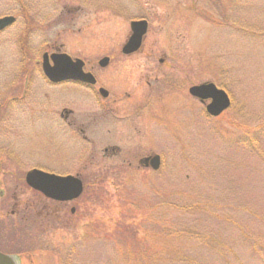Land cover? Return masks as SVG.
I'll list each match as a JSON object with an SVG mask.
<instances>
[{"label":"rangeland","instance_id":"rangeland-1","mask_svg":"<svg viewBox=\"0 0 264 264\" xmlns=\"http://www.w3.org/2000/svg\"><path fill=\"white\" fill-rule=\"evenodd\" d=\"M8 15L0 95L28 69L36 107L0 124V150L15 144L18 156L0 180L18 182L21 210L4 211L1 251L20 264H264V0H0ZM140 19L143 48L126 57ZM55 50L82 59L96 86L43 87L42 56ZM145 64L163 77L149 85ZM205 82L230 95L218 117L189 94ZM63 107L77 129L53 113ZM132 150L159 154L161 167L140 168ZM34 168L77 173L82 195L50 205L25 182Z\"/></svg>","mask_w":264,"mask_h":264},{"label":"water","instance_id":"water-1","mask_svg":"<svg viewBox=\"0 0 264 264\" xmlns=\"http://www.w3.org/2000/svg\"><path fill=\"white\" fill-rule=\"evenodd\" d=\"M15 22V17L5 16L0 18V31ZM133 34L124 46L125 53H132L139 49L142 45L144 35L147 32L148 23L146 20L134 21L131 23ZM52 60V63L50 60ZM109 58L105 57L100 60L102 67L107 66ZM43 71L51 81L73 80L81 81L88 84H96V78L93 74L84 71V61L81 59H73L67 53L43 55ZM190 94L206 104V111L211 116H219L231 105V99L228 93L218 88L213 82H206L194 85L189 89ZM103 97L108 95V91L104 88L100 89ZM150 161L154 170H158L161 166V157L155 155L145 159ZM27 184L33 189L41 192L46 197L57 201H71L78 198L84 189L83 182L74 176H59L48 173L39 169H32L26 175ZM0 264H20L19 259L14 255L5 254L0 251Z\"/></svg>","mask_w":264,"mask_h":264},{"label":"flooded vegetation","instance_id":"flooded-vegetation-1","mask_svg":"<svg viewBox=\"0 0 264 264\" xmlns=\"http://www.w3.org/2000/svg\"><path fill=\"white\" fill-rule=\"evenodd\" d=\"M141 20H145V19H140V20H136V21H141ZM131 23H132V21H131ZM131 23H130V28H131ZM147 23H148V21H147ZM148 28H149V24H148ZM148 28H147V31H148ZM131 32H132V29H131ZM145 35H144V38H145ZM143 42H144V39H143ZM143 42H142L141 47L132 53H125L124 52V45H123L121 48V53L126 57L134 56L135 54H137L138 52H140L142 50ZM45 53H47L50 57L52 54L60 53V52L55 50L52 52H45ZM107 57H109V63H108V65H109L111 60L113 59V56L110 55ZM49 60L52 63L51 59H49ZM147 65L149 66V70H150V73H148L146 75V77L149 79V81L147 79V83L149 85H151L152 84V82H151L152 78L154 79V81L158 82V80H160V78L163 77V74L160 72L154 73L155 69L152 68L153 64H145L143 66L146 67ZM164 65H165V63L163 62V59H161L160 66L162 67ZM86 66H87V64L85 63V66H84L85 71L93 73L92 71L87 70ZM41 70H42V73L44 76V79H42V84H44L43 87H45L49 90L52 88L57 89V88L64 87L68 83L79 85L80 87L86 88L88 90H90V89H92V87L96 86V85H90V84L82 83L79 81H68V80L51 81L50 79H48L45 76L42 64H41ZM23 71H26V73L23 72L26 77H24V79H21V78L17 79L16 81H13L11 84L6 85L8 94H3V92H2V94L0 95V124L4 123L5 117H8L6 115V113H8L10 110H14L15 108H17L18 111L20 108H22L21 112H25V114L27 113L26 115L28 118H29V115L31 116L35 112V107H36V105H35V100H36L35 90H34V88H32L33 85L30 84L31 81L28 78L29 77L28 69H24ZM155 71L157 72L158 69H156ZM101 88H104V87H99L97 92H96L99 96H101V93H100ZM11 92H14V94H10ZM109 93L110 92L108 91V95L106 97L101 96V98L106 100L110 96ZM47 113L49 115L51 113V111H48ZM53 113L54 114L58 113L64 122H68V120L70 119V124H72L75 128L77 127L76 124L73 122L74 118H75L74 110L68 109L67 107H63V108H60V110L58 112L54 111ZM16 115H18V114H16ZM26 122L29 123L30 121H26ZM65 124H67V123H65ZM4 128H6V127H4ZM136 130L138 133H140V129L138 127H136ZM14 145L15 144L11 145V147H9V146L5 147V151L0 150V166L3 163H6L7 161H9V159L15 160L16 158H18L17 155H15V156H14V154L9 155V153H8V151H10V150L13 151ZM136 151H139V150H136ZM105 152H109L110 157H116L119 155V153H121V149L118 146H113V147L105 149ZM130 153H132V154L128 155L127 158L129 159V158L133 157V160L136 163H138L140 168H142V169H144V168L150 169L151 168L150 161H146L145 159H147L148 157L155 155V154L142 157L141 154L135 152V150H132ZM10 154H12V153H10ZM124 161H125V159H124ZM135 162H132L131 160H129L128 166L132 165ZM161 162H162V157H161ZM59 175H63V174H59ZM64 175H73V174H64ZM74 176H78V174L76 173V174H74ZM2 183H3V180H0V226H1V224L6 222L5 220H3L6 217L4 215V211L7 210V208L9 206L12 207V210L8 213V215L12 216L15 219L20 218V215H21L19 193H18V187H19L18 182H16V184H15L16 189L12 188V190H8V188H6L4 185H2ZM47 200L48 201L50 200V205H51V203H54L60 209L68 203L67 201H55V200H52L49 198H47ZM49 206H47V207L50 210ZM72 209H71V211L74 212ZM0 240H1V238H0ZM1 244L2 243L0 242V246H1ZM4 253H7V252H4Z\"/></svg>","mask_w":264,"mask_h":264},{"label":"trees","instance_id":"trees-1","mask_svg":"<svg viewBox=\"0 0 264 264\" xmlns=\"http://www.w3.org/2000/svg\"><path fill=\"white\" fill-rule=\"evenodd\" d=\"M148 252H149V250H148Z\"/></svg>","mask_w":264,"mask_h":264}]
</instances>
